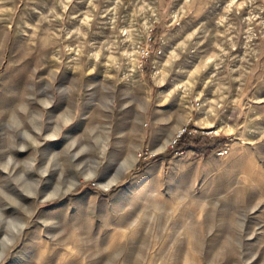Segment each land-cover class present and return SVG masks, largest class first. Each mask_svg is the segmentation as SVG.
Returning <instances> with one entry per match:
<instances>
[{"label":"rangeland","instance_id":"obj_1","mask_svg":"<svg viewBox=\"0 0 264 264\" xmlns=\"http://www.w3.org/2000/svg\"><path fill=\"white\" fill-rule=\"evenodd\" d=\"M0 264H264V0H0Z\"/></svg>","mask_w":264,"mask_h":264},{"label":"trees","instance_id":"obj_2","mask_svg":"<svg viewBox=\"0 0 264 264\" xmlns=\"http://www.w3.org/2000/svg\"><path fill=\"white\" fill-rule=\"evenodd\" d=\"M188 134H183L177 141L175 148L171 151L157 155L155 158H165L175 153L177 150H183L188 146L196 147L205 153L212 152L215 148L219 147L224 143L223 138H209L204 135H197L195 140H189Z\"/></svg>","mask_w":264,"mask_h":264},{"label":"bare ground","instance_id":"obj_3","mask_svg":"<svg viewBox=\"0 0 264 264\" xmlns=\"http://www.w3.org/2000/svg\"><path fill=\"white\" fill-rule=\"evenodd\" d=\"M184 132V128H181V129H179L178 131H177V133L174 135L175 137L173 138V140L171 141L172 143L179 137V135L181 134V133H183ZM194 226V225H193ZM192 262V261H191Z\"/></svg>","mask_w":264,"mask_h":264},{"label":"water","instance_id":"obj_4","mask_svg":"<svg viewBox=\"0 0 264 264\" xmlns=\"http://www.w3.org/2000/svg\"><path fill=\"white\" fill-rule=\"evenodd\" d=\"M180 135H181V134H180ZM180 135H179V136H180ZM176 141H177V139L175 140V142H176Z\"/></svg>","mask_w":264,"mask_h":264},{"label":"built area","instance_id":"obj_5","mask_svg":"<svg viewBox=\"0 0 264 264\" xmlns=\"http://www.w3.org/2000/svg\"><path fill=\"white\" fill-rule=\"evenodd\" d=\"M222 153H224V152H222Z\"/></svg>","mask_w":264,"mask_h":264}]
</instances>
